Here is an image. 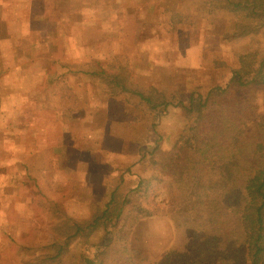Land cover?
Here are the masks:
<instances>
[{
  "label": "rangeland",
  "instance_id": "374dc122",
  "mask_svg": "<svg viewBox=\"0 0 264 264\" xmlns=\"http://www.w3.org/2000/svg\"><path fill=\"white\" fill-rule=\"evenodd\" d=\"M113 1L123 2V6L130 8L131 17L135 15L143 21L140 36L144 37L146 52H160L153 59L149 53L140 58L141 65L159 61L155 67L161 70L153 82V76L141 74L142 86L137 84V88L143 92L151 94L145 88L151 84L163 91L168 100L175 98L188 104L193 92L205 94L210 85L224 83L231 70L248 66L264 55V26L237 35L246 24L254 25L256 18L248 13L249 9L234 10L229 0ZM249 3L258 10L264 8L261 0ZM164 4L167 8H163ZM136 30L137 26L131 23L132 43ZM87 92L93 95L99 90L88 89L84 94ZM263 99L261 96L262 103ZM138 102L132 96L112 99L103 106L105 111L98 114V120L96 115L82 122L81 134L73 137L71 143L75 153L50 150V154H44L50 155L51 160L44 163L43 170L39 153L30 156L24 149L16 150L25 148L27 139L40 143L41 137H33L37 133H33L25 119L14 121L17 126L13 132L20 135L17 138H11L10 125L2 123L0 264H84L85 259L92 257L94 246L119 234L128 238V249L133 250L131 254L138 264L155 262L163 256L174 234L166 216L144 218L128 231L118 210L124 194L140 178L151 183L146 199L141 197L140 202L157 206L163 186L152 180L157 170L155 162L182 143L190 116L171 109L156 118L157 111ZM158 130L168 136L159 140L160 147L156 148ZM60 139L64 137L56 142ZM12 147L16 152L10 155L8 150ZM58 148L62 147L55 149ZM176 161L183 163V155L178 153ZM13 163L19 166L15 168ZM114 191V202L107 215L111 222L86 229L85 224L104 210ZM60 248L61 258L50 262L49 258Z\"/></svg>",
  "mask_w": 264,
  "mask_h": 264
},
{
  "label": "trees",
  "instance_id": "16d2710c",
  "mask_svg": "<svg viewBox=\"0 0 264 264\" xmlns=\"http://www.w3.org/2000/svg\"><path fill=\"white\" fill-rule=\"evenodd\" d=\"M250 1L229 0L234 10L249 9L256 18L254 25L246 24L237 35L264 26L260 18L264 8L258 10ZM108 79L116 84L114 95L126 92L136 97L139 105L157 111L156 118L171 109L190 116L182 143L155 162L152 180L163 186L157 206L140 202L151 185L142 178L127 190L119 206L118 216L128 231L144 218L164 214L168 219L173 242L160 259L148 264H264V55L231 70L224 83L210 85L205 94L193 92L188 104L168 100L164 94L153 101L148 92L132 86L131 78L129 88L125 78L124 85L119 76ZM157 136L159 148V140L168 134L158 130ZM178 153L183 163L176 161ZM114 195L115 191L86 229L111 222L107 215ZM128 245V238L114 235L94 246L84 264H138ZM62 254L60 248L49 261Z\"/></svg>",
  "mask_w": 264,
  "mask_h": 264
},
{
  "label": "crops",
  "instance_id": "0c3cea01",
  "mask_svg": "<svg viewBox=\"0 0 264 264\" xmlns=\"http://www.w3.org/2000/svg\"><path fill=\"white\" fill-rule=\"evenodd\" d=\"M122 3L0 0V136L2 123H7L11 138L19 137L13 132L17 126L14 121L25 119L33 133H37L33 137L39 136L41 141L27 139L25 148L16 150L24 149L30 156L39 153L41 170L51 160L50 155H44L50 154V150L75 153L71 143L73 137L81 134L83 121L96 115L98 120L105 111L103 106L112 99H129L126 92L112 93L116 84L108 75L119 76L123 85L125 78L127 88L130 78L134 88L141 85L143 73L153 76L152 82L160 76L161 70L155 67L159 61L140 64L143 54H152L153 59L160 52H146L144 37L140 36L143 21L135 15L131 17L130 8ZM131 23L137 26L133 43L129 34ZM145 88L153 101L164 94L151 84ZM88 89L99 92L84 94ZM61 136L64 140L56 142ZM56 146L62 148L55 149ZM8 152L12 155L16 151L12 147ZM12 165L17 168L19 163Z\"/></svg>",
  "mask_w": 264,
  "mask_h": 264
}]
</instances>
